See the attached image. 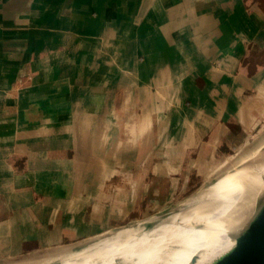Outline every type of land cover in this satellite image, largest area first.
<instances>
[{
  "label": "crops",
  "instance_id": "1",
  "mask_svg": "<svg viewBox=\"0 0 264 264\" xmlns=\"http://www.w3.org/2000/svg\"><path fill=\"white\" fill-rule=\"evenodd\" d=\"M263 142L264 0H0V264Z\"/></svg>",
  "mask_w": 264,
  "mask_h": 264
},
{
  "label": "rangeland",
  "instance_id": "2",
  "mask_svg": "<svg viewBox=\"0 0 264 264\" xmlns=\"http://www.w3.org/2000/svg\"><path fill=\"white\" fill-rule=\"evenodd\" d=\"M247 147L240 150L242 153L239 155L226 157L222 170L210 176L204 187H175L172 196L179 199H149L138 193L137 189L135 199L107 198L100 202L83 199L82 203V199L73 200V213L79 212L76 217L81 215V220H78L77 230L73 228L71 236L60 237L54 243L25 251L18 259L4 264L89 263V258H81L93 253L100 254L93 258L96 264H169L174 256L190 248L199 238L216 233L220 220L228 217L235 199L246 191L248 187H236L227 192L226 200L223 198L226 193H217L221 185L235 177L230 174L232 171L248 162V158L255 153L264 150L263 143ZM256 177L264 186V175L256 174ZM243 178L252 179L251 176ZM123 190L127 189L104 188V193L109 195L116 192V195H120ZM260 193L253 202L235 207L231 211L232 218L250 212L258 205L264 199V191ZM191 196L192 199H188ZM199 197L208 200V203L168 218L196 204ZM197 225H204L202 227L206 229H197Z\"/></svg>",
  "mask_w": 264,
  "mask_h": 264
},
{
  "label": "bare ground",
  "instance_id": "3",
  "mask_svg": "<svg viewBox=\"0 0 264 264\" xmlns=\"http://www.w3.org/2000/svg\"><path fill=\"white\" fill-rule=\"evenodd\" d=\"M248 160V162L244 163L238 169L230 173L235 176L232 180L221 185L217 190V193L219 194L226 193L223 196L224 198L226 195H228L227 192L232 191L236 187H248L245 189L246 191H244L242 194H239V196L235 199L234 203L229 209L228 218L226 217L223 220L224 222L222 221L219 224V228L216 233L207 237L199 238L190 248L174 256L169 264H212L215 260L219 259L234 246L236 235L247 226L248 222L252 218L251 215L253 212L257 210L264 202V199H262L261 202L250 212L243 213L235 219L232 218L231 211H233L235 207L253 202V199L258 194V192L260 191L262 193L264 191L263 184H260V181L256 177V174L264 175V150L255 153L253 156L248 158ZM247 176H251L252 179L243 178ZM235 178H240V180H235ZM132 262L134 263V261ZM77 264L90 263L80 262Z\"/></svg>",
  "mask_w": 264,
  "mask_h": 264
},
{
  "label": "water",
  "instance_id": "4",
  "mask_svg": "<svg viewBox=\"0 0 264 264\" xmlns=\"http://www.w3.org/2000/svg\"><path fill=\"white\" fill-rule=\"evenodd\" d=\"M212 264H264V202L236 235L234 246Z\"/></svg>",
  "mask_w": 264,
  "mask_h": 264
}]
</instances>
